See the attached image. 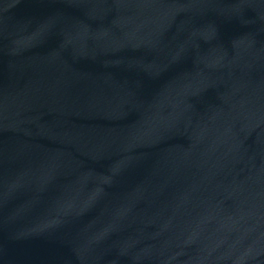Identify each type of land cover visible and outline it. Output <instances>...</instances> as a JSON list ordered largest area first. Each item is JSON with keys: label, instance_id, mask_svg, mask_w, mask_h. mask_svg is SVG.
Here are the masks:
<instances>
[{"label": "water", "instance_id": "obj_1", "mask_svg": "<svg viewBox=\"0 0 264 264\" xmlns=\"http://www.w3.org/2000/svg\"><path fill=\"white\" fill-rule=\"evenodd\" d=\"M0 264H264V0H0Z\"/></svg>", "mask_w": 264, "mask_h": 264}]
</instances>
